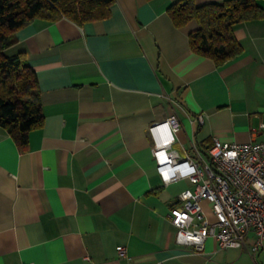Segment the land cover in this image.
Segmentation results:
<instances>
[{
  "label": "crops",
  "instance_id": "1",
  "mask_svg": "<svg viewBox=\"0 0 264 264\" xmlns=\"http://www.w3.org/2000/svg\"><path fill=\"white\" fill-rule=\"evenodd\" d=\"M175 1L113 0L102 19L38 17L15 31L43 124L25 149L0 126V264H264L250 239L209 237L200 252L175 242L169 208L194 185L161 182L148 130L175 115L172 149L194 161L213 137L264 139V16L234 26L242 52L217 65L190 49L195 21L172 23Z\"/></svg>",
  "mask_w": 264,
  "mask_h": 264
},
{
  "label": "built area",
  "instance_id": "2",
  "mask_svg": "<svg viewBox=\"0 0 264 264\" xmlns=\"http://www.w3.org/2000/svg\"><path fill=\"white\" fill-rule=\"evenodd\" d=\"M195 120L202 123L203 116L197 115ZM178 129L175 115L148 128L153 137L151 154L161 182L165 185L186 178L194 185L193 189L181 190L178 202L169 208L175 242L200 252L209 237L220 248H241L250 239L252 253L264 252V139L226 142L213 137L207 159L194 161L178 158L172 149ZM116 251L119 256L126 254L121 245L116 246Z\"/></svg>",
  "mask_w": 264,
  "mask_h": 264
},
{
  "label": "trees",
  "instance_id": "3",
  "mask_svg": "<svg viewBox=\"0 0 264 264\" xmlns=\"http://www.w3.org/2000/svg\"><path fill=\"white\" fill-rule=\"evenodd\" d=\"M113 0H0V126L20 149L27 147L28 132L43 124L36 73L25 52H5L16 43L15 31L34 18L49 21L61 17L82 24L108 16ZM176 27L195 21L189 31L190 49L222 65L241 52L234 26L261 18L264 10L256 0H223L197 4L177 0L167 8Z\"/></svg>",
  "mask_w": 264,
  "mask_h": 264
},
{
  "label": "rangeland",
  "instance_id": "4",
  "mask_svg": "<svg viewBox=\"0 0 264 264\" xmlns=\"http://www.w3.org/2000/svg\"><path fill=\"white\" fill-rule=\"evenodd\" d=\"M5 52H6L7 54H11V53H12V49H10V48H9V49H6Z\"/></svg>",
  "mask_w": 264,
  "mask_h": 264
},
{
  "label": "clouds",
  "instance_id": "5",
  "mask_svg": "<svg viewBox=\"0 0 264 264\" xmlns=\"http://www.w3.org/2000/svg\"><path fill=\"white\" fill-rule=\"evenodd\" d=\"M164 178L167 180V178H168V177H167V175H166V174H165Z\"/></svg>",
  "mask_w": 264,
  "mask_h": 264
}]
</instances>
